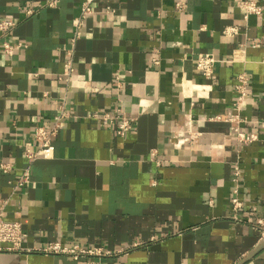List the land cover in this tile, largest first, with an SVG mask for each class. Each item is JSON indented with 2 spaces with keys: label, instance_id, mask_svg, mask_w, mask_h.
I'll list each match as a JSON object with an SVG mask.
<instances>
[{
  "label": "crops",
  "instance_id": "1",
  "mask_svg": "<svg viewBox=\"0 0 264 264\" xmlns=\"http://www.w3.org/2000/svg\"><path fill=\"white\" fill-rule=\"evenodd\" d=\"M83 1L48 8L46 0H0V19L17 21L12 40L28 44L13 56L0 49V199L5 218L27 233L23 250L0 252V264L85 263L33 250L56 241L128 250L103 264H264L255 228L264 218V11L245 20L235 0H186L185 12L175 10L179 0H98L76 48L74 80L99 91L71 88L54 157L31 162L25 153L39 148L35 127L52 126L67 87L59 77ZM26 7L37 12L27 17ZM203 53L221 60L213 81L196 69ZM244 71L250 94L237 123L231 108ZM120 107L137 119L124 139L87 118ZM189 116L200 139L174 147ZM237 125L258 140L240 143ZM27 166L31 182L15 190ZM236 191L245 203L239 221Z\"/></svg>",
  "mask_w": 264,
  "mask_h": 264
},
{
  "label": "built area",
  "instance_id": "2",
  "mask_svg": "<svg viewBox=\"0 0 264 264\" xmlns=\"http://www.w3.org/2000/svg\"><path fill=\"white\" fill-rule=\"evenodd\" d=\"M61 0H46V6L48 8H57ZM98 0H84L82 2L81 13L78 17L73 19V34L70 38V47L66 48V58L64 64V72L59 77L67 84L66 90L61 93L57 98V113L54 115V123L50 127L44 125H37L35 127V137L38 141L39 148L36 151L27 150L25 155L31 161L34 162L38 159H52L54 157V138L58 136L62 130L63 123L70 117L69 98L71 88H81L99 91L97 88H90L87 86L86 80L81 82H75L76 68L74 66L75 52L79 41L87 34V23L91 16L96 12V3ZM239 8L243 11V17L248 20L252 15L261 16L263 14V7L258 0H235ZM188 8L186 0H179L175 3V10L178 12H185ZM37 12L34 7H26L25 14L27 17L33 16ZM115 9L111 6H107L105 13H114ZM159 16L163 14L160 11ZM17 21L14 17L5 16L0 19V49L9 56L15 55L17 50H21L28 47V44L23 42H16L12 40L13 32L16 29ZM235 29H233L234 31ZM236 31V30H235ZM218 58L212 53H203L197 60L196 69L200 75L208 81L216 79L215 67L220 62ZM155 65L160 64L159 55L153 58ZM210 84L200 85L204 95H209L211 91ZM251 77L247 72L240 73L236 78V84L234 90L236 93L231 116V121L239 123L241 118V111L246 106V100L250 94ZM184 91V86H183ZM198 93L200 89H197ZM190 117V116H189ZM87 118L95 120L97 123L102 124L104 127H113L115 134L120 138H126L127 134L133 129L136 117L129 116L125 113L123 108H118L115 114L105 112L89 113ZM237 138L240 143L251 144L258 140L256 133L247 134L241 131L239 125L235 127ZM201 132L196 130L193 126V120L190 117L188 122V128L186 130L176 131L174 134L175 141L172 142L174 147L181 148L187 143H193L200 139ZM153 157L157 156V150L152 151ZM157 165H162V160H156ZM1 168L5 173L12 170V165L2 163ZM31 182V168L27 166L20 177L13 182V188L15 190L21 189L27 186ZM232 182L238 187L242 182V170L239 164L234 166ZM236 195L231 199L232 219L239 221L240 212L245 209V203L236 191ZM6 201L0 199V252H17L20 253L23 250V245L27 237L23 225L20 221L8 220L4 216V210ZM255 228L261 231L262 238H264V218L259 217L256 220ZM154 240V238H152ZM141 246L140 243L134 245V248ZM130 248L129 250H131ZM34 251L42 252L45 254H60L71 257L74 260L84 258V264H103L106 258L126 253L124 249L120 251H112L102 246L94 247H82L76 243L71 245H65L61 242H51L45 247L34 248Z\"/></svg>",
  "mask_w": 264,
  "mask_h": 264
},
{
  "label": "bare ground",
  "instance_id": "3",
  "mask_svg": "<svg viewBox=\"0 0 264 264\" xmlns=\"http://www.w3.org/2000/svg\"><path fill=\"white\" fill-rule=\"evenodd\" d=\"M188 86V85H187ZM200 93V92H199Z\"/></svg>",
  "mask_w": 264,
  "mask_h": 264
}]
</instances>
